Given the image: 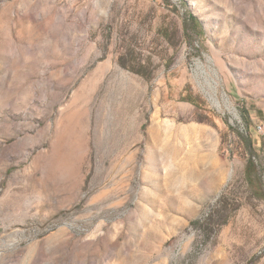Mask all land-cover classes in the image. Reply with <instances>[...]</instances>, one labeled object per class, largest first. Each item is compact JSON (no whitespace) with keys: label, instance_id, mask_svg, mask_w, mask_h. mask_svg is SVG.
Returning <instances> with one entry per match:
<instances>
[{"label":"rangeland","instance_id":"rangeland-1","mask_svg":"<svg viewBox=\"0 0 264 264\" xmlns=\"http://www.w3.org/2000/svg\"><path fill=\"white\" fill-rule=\"evenodd\" d=\"M0 264H264V0H0Z\"/></svg>","mask_w":264,"mask_h":264},{"label":"trees","instance_id":"trees-1","mask_svg":"<svg viewBox=\"0 0 264 264\" xmlns=\"http://www.w3.org/2000/svg\"><path fill=\"white\" fill-rule=\"evenodd\" d=\"M189 20L191 23H193L194 27L200 28L199 23L195 20L194 17L190 16ZM258 113L262 114L261 111H258ZM243 117H244L245 125H246V135H243L241 133H237V134H238V137L248 145L250 152L253 154L255 153V150H254L255 144L253 141V133H252V128H251L252 123H251L249 114L244 115ZM252 167L254 168V170ZM255 168H256L255 160L253 159V155H251V158L248 160V166L246 169V175L248 178L252 177V175L255 173Z\"/></svg>","mask_w":264,"mask_h":264}]
</instances>
